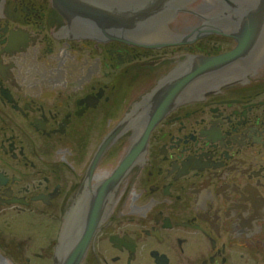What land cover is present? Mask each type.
<instances>
[{
  "label": "flooded vegetation",
  "instance_id": "obj_1",
  "mask_svg": "<svg viewBox=\"0 0 264 264\" xmlns=\"http://www.w3.org/2000/svg\"><path fill=\"white\" fill-rule=\"evenodd\" d=\"M215 9L196 3L172 29ZM64 24L50 0H0V264H58L90 222L80 264H264V43L167 113L98 195L136 135L105 144L126 114L188 57L238 42L149 48L69 38Z\"/></svg>",
  "mask_w": 264,
  "mask_h": 264
},
{
  "label": "water",
  "instance_id": "obj_2",
  "mask_svg": "<svg viewBox=\"0 0 264 264\" xmlns=\"http://www.w3.org/2000/svg\"><path fill=\"white\" fill-rule=\"evenodd\" d=\"M50 1L65 23L60 33L69 38L120 41L149 48L191 43L212 34L229 35L238 42L234 51L218 57H188L126 114L105 144L128 129L136 130V135L121 166L98 195L108 194L133 164L143 159L152 129L167 113L187 101L217 72L242 67L247 55L259 53L261 47L255 46L264 43V0H208L215 13L202 18L199 26L185 34L174 31L172 24L202 0ZM85 227V238L72 251L62 250L69 254L65 259L61 256L58 264H80L96 226L90 222Z\"/></svg>",
  "mask_w": 264,
  "mask_h": 264
}]
</instances>
